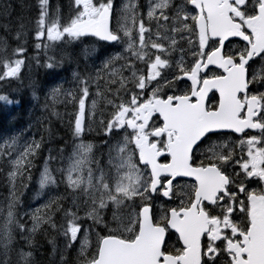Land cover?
<instances>
[{
    "label": "snow or ice",
    "instance_id": "obj_1",
    "mask_svg": "<svg viewBox=\"0 0 264 264\" xmlns=\"http://www.w3.org/2000/svg\"><path fill=\"white\" fill-rule=\"evenodd\" d=\"M0 119V264H264V0H0Z\"/></svg>",
    "mask_w": 264,
    "mask_h": 264
},
{
    "label": "trees",
    "instance_id": "obj_2",
    "mask_svg": "<svg viewBox=\"0 0 264 264\" xmlns=\"http://www.w3.org/2000/svg\"><path fill=\"white\" fill-rule=\"evenodd\" d=\"M6 128H7V121L3 120V119H0V129H6ZM61 134H63V133H61ZM29 202H31L30 199H29Z\"/></svg>",
    "mask_w": 264,
    "mask_h": 264
}]
</instances>
